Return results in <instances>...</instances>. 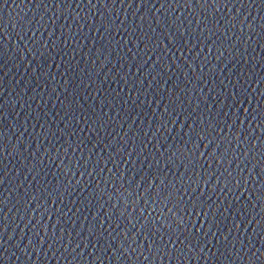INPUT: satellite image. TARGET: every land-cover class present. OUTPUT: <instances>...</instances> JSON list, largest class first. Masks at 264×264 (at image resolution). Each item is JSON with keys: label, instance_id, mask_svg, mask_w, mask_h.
Masks as SVG:
<instances>
[{"label": "water", "instance_id": "obj_1", "mask_svg": "<svg viewBox=\"0 0 264 264\" xmlns=\"http://www.w3.org/2000/svg\"><path fill=\"white\" fill-rule=\"evenodd\" d=\"M238 2L204 8L184 0H64L61 8L51 0L44 11L41 0H0V264H264V12L260 0L251 8ZM41 13L56 23L37 24ZM204 17L208 22L198 26ZM231 18L235 28L233 21L226 25ZM240 19L254 24V31L245 25L241 33ZM162 120L170 132L165 148L175 137L183 150L189 128L205 137L193 135L189 144L196 149L194 171L203 178L193 176L191 188L198 181L199 191L184 200L191 210L193 201L203 199L208 216L184 214L187 229L180 225L179 239L188 236L191 243L183 253L175 250L182 247L177 243L146 260L147 242L145 252L137 245L143 236L126 251L132 226L123 233V217L107 222L101 215L110 202L97 212L108 198L92 199L96 185L86 188L87 176L79 188L72 181L76 191L69 197L68 181L55 168L59 161L44 153L50 144L55 152L66 142H82L85 159L92 150L93 162L103 167L101 177L112 167L105 164L109 157L132 175L146 171L149 161L155 165L154 149L163 151L152 136ZM157 135L162 140L165 132ZM217 148V158L223 153L227 159L209 167L201 153ZM160 166L169 172L163 158ZM225 169L233 173L230 184ZM185 170L177 160L169 180L175 174L179 182ZM37 204L42 207L32 212ZM127 212L135 214L131 207ZM193 226L204 232L193 234ZM155 239L160 243L159 234ZM198 239L203 250L189 251ZM69 241L70 254L62 247ZM232 246L239 256L221 255Z\"/></svg>", "mask_w": 264, "mask_h": 264}, {"label": "snow or ice", "instance_id": "obj_2", "mask_svg": "<svg viewBox=\"0 0 264 264\" xmlns=\"http://www.w3.org/2000/svg\"><path fill=\"white\" fill-rule=\"evenodd\" d=\"M49 2H51V0H41V4L45 5L44 11L48 10L47 4ZM56 2H58L60 4V7L63 8L64 0H56ZM90 2L91 0H89V3ZM176 2L179 3L180 0H176ZM184 3L185 5H188L190 3L201 5L204 8L209 7L212 3H215L217 5L221 3L231 4L233 7H235V5L237 4V0H231V2H228V0H184ZM256 3L257 0H239L238 2V4L240 5L239 8H245V6L251 8L256 6ZM260 6L261 11L264 12V0H260ZM40 17L41 18L36 21V23L40 26H44L46 23H48L49 20L51 21V24L56 23L55 17L42 19L43 13L40 14ZM260 19L264 21V15H261ZM229 21H233L231 28H235L236 22H234V18L226 20V25L229 24ZM202 22L207 23L208 18L204 17L203 21L198 20L197 25L200 26ZM239 24L242 26L241 33H243L244 31L245 25H247L249 33L254 31V24H245V21L241 19L239 20ZM217 28H219V23H217ZM200 30L203 31V29ZM228 30L229 28L226 31V28L224 27L225 34H227ZM170 37L172 39H175L176 34L170 32ZM32 50L33 52H36L37 48H33ZM221 55H223V53H221ZM261 58L264 59V57ZM169 115H171V113H169ZM153 119L155 120V117ZM173 123H177V120H174ZM262 126H264V121H262ZM160 131L165 132L162 140L160 135H157V133H159ZM184 135L188 136V141L184 143L183 150H181V148L178 146L175 137H171L173 143L170 144L168 148H165V144L168 143L170 138V132L167 129L166 121L162 120L160 122L159 131L154 132L152 136L153 139H155L159 144V149H163V151L161 152L154 149L152 155L156 157L155 165H152L149 161V167L146 171L143 168H140L133 172L132 175L128 174L130 171L129 168L124 167L123 169H121L119 159L113 162L112 157H109L105 164L112 163V167H108L105 174L101 177L100 170H102L103 167L100 166L99 160L93 162L92 150H89L90 155L87 159H85L83 155L84 148L81 146L82 142L81 144H77L76 146H73L71 142H66L67 147H64L63 151H61V148H57L55 152L51 151V148L53 146L50 144L49 149L45 151L44 155L47 154L49 157H51L52 160L59 161V164H55V168L57 169V174L63 175L68 181V184L65 186V192L69 197H72V193L76 191V188L73 186L72 181H75V185L79 188L80 185L84 182L81 178L87 176L89 178V182L86 188L91 187L93 183L96 185V188H93L90 194L92 199L103 200L105 196L108 198V201L103 200V203L100 204L97 212H101V209L105 208L106 204L110 202V206H108L109 211L107 212V214H105L104 211L101 212V215H104L108 218L107 222L110 221L113 217H115L118 221H122L121 218L123 217V220L126 221V223H124L125 226L123 228V233L129 231L128 225L132 226L134 231H132L131 234L134 235L132 236L131 242H129L128 237H125V241L128 244V247L125 248L126 251H128V248H131L132 244H136L137 237L143 236V241L140 239V242L137 245L139 248V253L145 252L144 243L145 241L147 242L146 252L148 253V255L144 257L147 260L150 257H154L155 255H160L166 251H169L168 246L176 245L177 243L182 245V247L175 250L179 253L184 252V247H187V244L191 243V240L188 236H185L184 240L179 239V236L183 234V232L180 231V225L183 224L185 226V229H187V221L185 220L184 214H187L189 216H191L192 214L200 216L201 213H203L205 217L208 216V212L204 211L203 199L199 201V205H197V203L193 201L191 210H189L188 202L184 200L185 194L191 196L196 191H199L198 181H196L197 188H191V185L194 182L193 176L203 178L201 173H197L194 171L197 164V158L195 157L196 149H190L189 144L191 143L193 135L199 137L201 141L205 137L200 136V133L195 132V130L192 128H189V131L187 133H184ZM45 136L47 137L46 133ZM237 143L239 144L240 141H237ZM209 147H211V142H209L205 146V148ZM68 148L71 149V154L68 152ZM4 150L7 151L6 147L4 148ZM77 151L81 153L79 157L76 156ZM218 151L219 148H217L211 154L205 152L201 153V157L204 158L205 163H207L209 167H211L213 161H215V163L219 162L222 166V161L227 159V155L223 153H221L219 158H217L216 153ZM122 155L123 154L121 153V157ZM65 156L68 157L69 164L64 163ZM131 158L132 153H128V160L124 161L125 165H127ZM137 158L139 159V155L137 156ZM161 158L164 159V167H168L169 172H164L163 168L160 166ZM74 160L75 163H73ZM147 160L148 157H145L144 160H141L140 162L141 164H143ZM177 160L184 164L186 169L184 173L180 174L179 182H177L175 174H172L173 178L171 180H169L168 178L171 172V166L175 164ZM81 161H83V163H81ZM49 163L52 167L51 161H49ZM231 163L232 161H229V165ZM178 167L179 165H177V168ZM200 168L201 172H203L204 168L202 164L200 165ZM73 169L76 170L75 174H73ZM97 169H99V171H97ZM242 170L243 169L239 170L240 173ZM77 171H79V179L76 178ZM225 171L227 172V176L225 177L226 183L230 184V178L233 177V173L231 171H228L227 169H225ZM221 175H224V173L222 172ZM217 180L219 181V177L217 178ZM211 183L212 182L210 179L205 181L206 185H211ZM240 183L241 179H237V185L235 189H239ZM244 183H247V181H244ZM261 184L264 185V180L261 181ZM68 189H71V191H68ZM57 192H59V190H57ZM59 198L62 201L63 198ZM261 198L264 199V191L261 192ZM29 203H31V201H28V204ZM41 207L42 205L37 204V207L32 209V212L37 211L38 209L40 210ZM129 207L134 210V215L130 216L127 212V209ZM45 211H47V209H45ZM43 213L44 211H40V215H43ZM145 213H147V215H145ZM100 222L104 223L105 220H101ZM149 222L152 224L151 228L148 227ZM137 224H141L140 229H137ZM33 227H35V225ZM236 227L238 228L239 224H237ZM165 229H167V231H165ZM260 231L264 233V224L261 225ZM191 232L193 234H197L200 232H204V229L202 231L201 228H195L193 226ZM89 234H92V229L89 230ZM158 234L160 236V243H157L155 239ZM109 235L112 239H115V236H113L111 233ZM118 235H121L120 231ZM165 235L168 236V241H164L163 237ZM204 235L207 239L208 233L205 232ZM173 236H175V239H173ZM212 236H216V234L213 233ZM237 239H239V235L236 234V236L233 237V241ZM217 243H219L218 238ZM161 245H163V247ZM62 247H64V249H66L69 254L74 250L71 247V241H69L68 244H62ZM197 247L200 248V251L203 250V247L200 245L199 239L197 240V243L192 246V249H189V251H192L193 248ZM131 250L133 252L138 251L137 248H132ZM250 250L251 243H249V252ZM233 254L239 256L240 249L233 248L232 246L231 251L221 253V255L227 256H232ZM184 255H187V253H184ZM205 255H207V253H205ZM251 257L257 258V253L251 252ZM73 259H77L76 253L73 254Z\"/></svg>", "mask_w": 264, "mask_h": 264}]
</instances>
